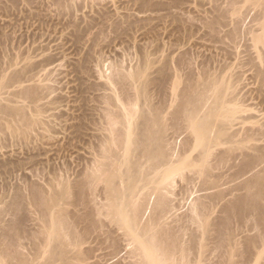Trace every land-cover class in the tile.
<instances>
[{
    "label": "bare ground",
    "instance_id": "bare-ground-1",
    "mask_svg": "<svg viewBox=\"0 0 264 264\" xmlns=\"http://www.w3.org/2000/svg\"><path fill=\"white\" fill-rule=\"evenodd\" d=\"M240 1L264 8V0L237 2ZM260 27L254 41L264 46V23ZM184 59L181 60L185 62ZM145 62L144 69L136 72L115 73L116 80L121 79L117 85L122 82V92L132 103L121 96L120 101L111 97L119 103L128 102V109L125 101L120 103L123 106L112 102L116 109L105 98L108 99L104 105L110 107L109 111L103 108L107 111L102 115L105 119L101 116L108 120L105 129L99 120L106 133L100 136L102 128H98V145H92L94 163L92 156L93 167L87 170L88 175L84 174L86 179L78 180L76 186L61 184V189L36 188L31 199L27 197L40 216L39 226L33 230H27L26 225L23 228V215L17 217L27 205L24 194L19 192L11 202L13 219L3 222L0 218V264H89L92 249L85 246L92 239L99 243L102 234L118 254L119 242L111 233L117 238L122 236L131 246L127 250L130 264H264V167L259 168L264 162V146L257 145L264 138V124L256 128L245 126L237 103L226 99L233 88L230 80L224 79L226 73L221 74L226 77H218L215 75L220 72L207 70L213 75L201 76L206 68L196 74L197 78L191 76L192 80L184 83L179 79L183 73L180 76L178 67L186 63H176L177 77L173 74L175 66L172 69L171 65L172 73L158 68V76L151 78L148 71L152 62L147 57ZM166 71L173 74L174 82ZM19 75L17 72L15 77ZM163 77L172 84L171 87L165 81L170 85L171 98L168 94L169 100L164 101L166 94L162 97L164 102L154 103L149 100V86L156 83L162 87ZM28 88L23 89L27 90V99L40 101L37 97L41 90ZM122 92L118 95H124ZM19 107L8 105L3 111L7 110L14 121L19 118L21 131L28 134L39 122L35 114L38 112L35 110L36 116L30 117L26 106ZM7 125L12 132L20 129ZM239 158L242 161L237 165ZM225 178L236 183L229 191L232 198L221 189L228 182ZM177 184L185 192L195 188L205 192L192 203L189 214L178 218L172 216L169 201ZM217 206L221 215L214 220ZM25 239L29 241L27 247ZM25 248L28 251L24 252Z\"/></svg>",
    "mask_w": 264,
    "mask_h": 264
},
{
    "label": "rangeland",
    "instance_id": "rangeland-1",
    "mask_svg": "<svg viewBox=\"0 0 264 264\" xmlns=\"http://www.w3.org/2000/svg\"><path fill=\"white\" fill-rule=\"evenodd\" d=\"M215 1L0 0V215L3 212L0 218L3 222L11 220L13 214L9 206L20 192L27 205L17 217L23 215V228L24 225L27 230L38 228L39 211L27 197L31 199L36 188L48 191L66 182L76 186L78 180L86 179V172L91 171L89 167L94 163L97 140L105 132L99 119L108 124V114L107 121L102 115L110 107L104 104L109 98L108 103L117 109L114 106L117 102L129 100L120 87L122 82L117 85L121 79L116 80V75L144 69L146 57L152 62L148 71L151 78L158 76V68L168 71L171 65L172 69L175 66L173 74H176L179 71L176 63L180 66V61L182 65L186 63L178 67L180 76L183 73L178 78L184 83L192 80L191 76L197 78L196 74L200 75L206 68V74L203 72L201 76L220 72L215 75L220 77L226 73L228 79H224L230 80L233 86L232 95L228 92L226 99L232 98V102L237 103L231 105L240 108L245 126L264 124V46L256 45L254 38L261 32L264 8L238 0ZM17 72H20L19 78L15 77ZM170 74L168 78L175 79ZM164 77L163 82L170 84ZM184 78L187 79L184 81ZM167 82L160 85L162 89L156 83L150 84V101L159 103L169 100V95L171 98L172 84ZM26 87L39 88L42 93L39 92L37 99L41 98L40 101L27 99L25 94L29 88ZM24 88L27 90L23 91ZM121 92L124 95H118ZM114 93L118 96H113ZM119 96L125 100L119 103ZM127 103H123L124 107L129 108ZM8 105L26 106L27 115L32 114L28 116L40 117L36 116L39 122L34 129L24 134L18 123L20 119L14 121L7 110L3 111ZM6 123L20 129L12 132ZM99 127L102 128L100 136ZM257 145L264 146V138ZM241 161L239 158L236 164ZM224 181L221 189L230 194L236 183L227 178ZM196 189L194 193L185 192L180 184L175 185L169 195L173 217L189 214L196 198L205 195ZM229 196L232 198L231 194ZM217 209L218 206L213 215L219 218L221 214ZM211 232L215 235V230ZM111 234L119 242L118 254L102 234L106 244L99 238V243L92 239L93 242L85 246L92 249L89 264L131 263L127 251L131 246L122 236L118 239V235ZM24 242L27 247L29 241Z\"/></svg>",
    "mask_w": 264,
    "mask_h": 264
}]
</instances>
